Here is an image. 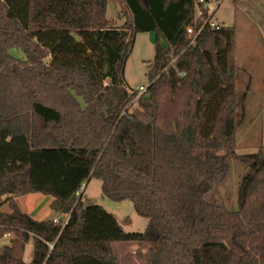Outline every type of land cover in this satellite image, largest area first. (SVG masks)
I'll use <instances>...</instances> for the list:
<instances>
[{
	"label": "trees",
	"instance_id": "1",
	"mask_svg": "<svg viewBox=\"0 0 264 264\" xmlns=\"http://www.w3.org/2000/svg\"><path fill=\"white\" fill-rule=\"evenodd\" d=\"M109 1L0 0V97L24 63L42 53L32 35L43 30L89 32L105 54L102 78L109 80L108 88L89 81L84 105L72 113L38 100L17 113L10 143L25 154L0 165V206L40 194L51 198L49 208L59 218L37 224L13 203L11 217L0 214V264H118L113 242L135 244L134 257L142 264H264V146L238 154L230 141L243 100L235 88L211 120L209 137L197 134L198 102L213 72L197 43L205 46L201 36L213 33L204 31L187 46L185 27L193 22L195 0H121L132 22L117 33L126 47L114 57ZM137 32L156 36L149 82L138 96L121 70ZM13 48L25 61L10 53ZM4 129L0 125V143ZM232 162L242 167L234 208L212 197ZM92 178L104 197L130 201L147 220L146 229L125 232L101 206H85L80 191Z\"/></svg>",
	"mask_w": 264,
	"mask_h": 264
},
{
	"label": "rangeland",
	"instance_id": "2",
	"mask_svg": "<svg viewBox=\"0 0 264 264\" xmlns=\"http://www.w3.org/2000/svg\"><path fill=\"white\" fill-rule=\"evenodd\" d=\"M201 3L207 6L209 12L215 10L212 19L225 26V30L202 35L205 46L197 43L213 71L198 102L197 134L202 140L209 137L211 120L226 106L235 88L243 100L237 108L239 122L235 136L230 140L229 125L226 139L232 141L238 154L255 153L260 146H264V0H195L193 21ZM150 14L155 21L161 20L159 15ZM106 19L114 30L108 40L109 55L114 57L117 50L126 47L119 44L116 35L129 27L131 14L121 0H110ZM133 31L131 27L132 34ZM77 34L44 30L33 33L32 38L42 53L35 54L33 59L24 63L20 75L12 81L7 96L0 97V125L4 126L6 133L0 143V165L16 158L22 159L25 154V149L13 147L10 134L16 129L17 113L24 110L30 101L38 100L72 113L84 105L89 81H98L103 88L109 87V80L102 78L106 67L105 54L94 44L89 32ZM218 34L223 37L219 45ZM155 37L152 32H137L132 36L121 66L123 79L131 90L148 85V71L155 55ZM10 53L25 61L19 49L13 48ZM253 65L259 67L256 69ZM56 67L68 71L60 72L54 69ZM241 171V165L232 162L226 179L216 187L212 197L234 208L236 181ZM50 200L48 196L28 194L2 203L0 214L11 217L15 203L21 212L41 224L42 221L59 217L49 208ZM82 202L85 206H101L114 216L125 232L141 233L146 229L147 220L135 213L132 203L127 200L114 202L104 197L101 183L96 179L92 178L87 183ZM111 246L117 254L118 264H142L134 257L135 244L113 242ZM31 257L30 239L25 245L23 259L28 262Z\"/></svg>",
	"mask_w": 264,
	"mask_h": 264
},
{
	"label": "built area",
	"instance_id": "3",
	"mask_svg": "<svg viewBox=\"0 0 264 264\" xmlns=\"http://www.w3.org/2000/svg\"><path fill=\"white\" fill-rule=\"evenodd\" d=\"M203 3L200 4L198 12L195 15L194 21L185 27V35L188 40L187 46L194 45L197 41V38L201 36L204 31H212V32L214 31L215 32V31H221L225 29L224 26L213 21L212 18H213L215 10L214 11L212 10L211 12H209L207 9V6ZM180 76H183V73H181ZM146 88L147 86H139L138 90H135V93L138 96L142 94L143 92H145ZM54 221L56 222L57 220L54 219ZM9 236L10 235L7 234L4 241Z\"/></svg>",
	"mask_w": 264,
	"mask_h": 264
},
{
	"label": "crops",
	"instance_id": "4",
	"mask_svg": "<svg viewBox=\"0 0 264 264\" xmlns=\"http://www.w3.org/2000/svg\"><path fill=\"white\" fill-rule=\"evenodd\" d=\"M225 27V26H224ZM73 32V31H72ZM82 34V33H79V32H76V34ZM77 34V35H78ZM254 64V63H253ZM253 67H256V69H257V67H259V66H256V65H253ZM4 203V202H3ZM49 203H50V201H49ZM49 203H48V206H49ZM19 207V206H18ZM24 213V212H23ZM26 214V213H25ZM28 215V214H27ZM57 218H59L58 216L56 217V218H51V219H57Z\"/></svg>",
	"mask_w": 264,
	"mask_h": 264
},
{
	"label": "water",
	"instance_id": "5",
	"mask_svg": "<svg viewBox=\"0 0 264 264\" xmlns=\"http://www.w3.org/2000/svg\"><path fill=\"white\" fill-rule=\"evenodd\" d=\"M87 182H88V180L82 185V187H81V191H80V194L82 193V191L84 190V188H85V186H86V184H87ZM80 194H79V196H80Z\"/></svg>",
	"mask_w": 264,
	"mask_h": 264
}]
</instances>
